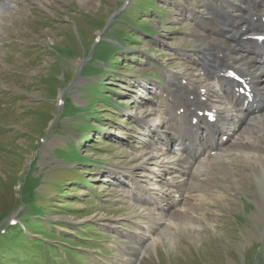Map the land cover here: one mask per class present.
<instances>
[{
    "label": "rangeland",
    "instance_id": "374dc122",
    "mask_svg": "<svg viewBox=\"0 0 264 264\" xmlns=\"http://www.w3.org/2000/svg\"><path fill=\"white\" fill-rule=\"evenodd\" d=\"M216 4L19 0L4 8L0 264H264L256 194L264 179L241 157L246 173L232 174L224 167L232 151L203 170L206 198L188 210L194 224L169 211L175 224L151 237L139 206L142 191L146 200L157 194L152 166L134 157L155 143L156 117L139 116L158 109L173 75L206 63L197 21Z\"/></svg>",
    "mask_w": 264,
    "mask_h": 264
},
{
    "label": "bare ground",
    "instance_id": "6f19581e",
    "mask_svg": "<svg viewBox=\"0 0 264 264\" xmlns=\"http://www.w3.org/2000/svg\"><path fill=\"white\" fill-rule=\"evenodd\" d=\"M18 1L0 0V14ZM215 1L216 12L205 9L197 21L203 31L196 29L195 33L201 45L198 59L206 63L173 75L174 83L159 92L158 109L143 111L139 116L146 123L154 115L157 124L155 143L134 156L148 161L152 166L149 174L157 177L150 187L156 190V196L146 200L147 192L142 191L138 198L139 206L146 211V230L151 237L175 224L165 220L169 211L177 221L196 222L188 217V210L206 198L209 171L203 170L223 159L228 151L233 154L224 160V167L232 174L246 173L241 157L255 180L264 179V46L252 39L253 34L264 32V0ZM229 69L249 79L253 96L236 90L239 84L228 78ZM204 110L215 111L213 123L198 115ZM245 126L248 130L241 136ZM141 187L138 181L131 186L137 191ZM256 194L262 202L264 221V187Z\"/></svg>",
    "mask_w": 264,
    "mask_h": 264
},
{
    "label": "trees",
    "instance_id": "16d2710c",
    "mask_svg": "<svg viewBox=\"0 0 264 264\" xmlns=\"http://www.w3.org/2000/svg\"><path fill=\"white\" fill-rule=\"evenodd\" d=\"M37 240H32V242H31V244H33L34 242H36ZM41 243H39L38 242V244H36V247L34 246V248H37V247H39L40 248V252L43 254L44 252L46 253L49 249L46 247V248H44L43 246H41L40 245ZM32 253H35V249L33 250V252Z\"/></svg>",
    "mask_w": 264,
    "mask_h": 264
}]
</instances>
